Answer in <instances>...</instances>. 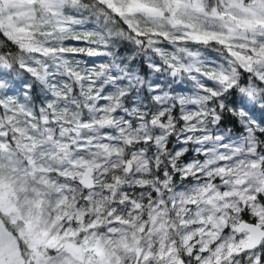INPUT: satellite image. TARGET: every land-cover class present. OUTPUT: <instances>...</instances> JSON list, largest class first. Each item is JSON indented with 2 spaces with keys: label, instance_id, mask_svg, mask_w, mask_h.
Returning a JSON list of instances; mask_svg holds the SVG:
<instances>
[{
  "label": "snow or ice",
  "instance_id": "snow-or-ice-1",
  "mask_svg": "<svg viewBox=\"0 0 264 264\" xmlns=\"http://www.w3.org/2000/svg\"><path fill=\"white\" fill-rule=\"evenodd\" d=\"M0 264H264V0H0Z\"/></svg>",
  "mask_w": 264,
  "mask_h": 264
}]
</instances>
